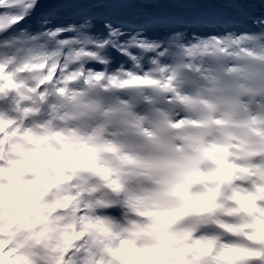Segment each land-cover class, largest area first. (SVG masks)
I'll return each instance as SVG.
<instances>
[{"label": "clouds", "instance_id": "obj_1", "mask_svg": "<svg viewBox=\"0 0 264 264\" xmlns=\"http://www.w3.org/2000/svg\"><path fill=\"white\" fill-rule=\"evenodd\" d=\"M82 2L0 0V264H264V16Z\"/></svg>", "mask_w": 264, "mask_h": 264}, {"label": "snow or ice", "instance_id": "obj_2", "mask_svg": "<svg viewBox=\"0 0 264 264\" xmlns=\"http://www.w3.org/2000/svg\"><path fill=\"white\" fill-rule=\"evenodd\" d=\"M63 2L64 0H41V3L38 5V11L40 9H56ZM168 2L208 3V2H212V0H83L81 6H87L89 3L92 4L99 3L101 7L95 8L94 9L95 11H103L109 13V15L112 18L119 19L121 16L136 12L150 16L163 15L170 11L168 10L155 11L152 10L151 6L158 3H168ZM218 2L222 3L223 5V7L220 8H223L230 14H233L238 17L247 14L264 16V0H259V3L257 2V0H218ZM99 27L103 31L108 32L111 25H106L104 21H100Z\"/></svg>", "mask_w": 264, "mask_h": 264}, {"label": "rangeland", "instance_id": "obj_3", "mask_svg": "<svg viewBox=\"0 0 264 264\" xmlns=\"http://www.w3.org/2000/svg\"><path fill=\"white\" fill-rule=\"evenodd\" d=\"M258 1V0H257ZM194 4L195 3H189V2H186V5H187V7H189L190 9H194ZM184 5V4H183ZM154 6V7H153ZM153 6H151L152 7V9L153 8H157V9H159V8H166V9H182L183 7H182V5L180 4V2L179 3H174V2H168V3H158V4H155V5H153ZM181 11H183V10H181Z\"/></svg>", "mask_w": 264, "mask_h": 264}, {"label": "bare ground", "instance_id": "obj_4", "mask_svg": "<svg viewBox=\"0 0 264 264\" xmlns=\"http://www.w3.org/2000/svg\"><path fill=\"white\" fill-rule=\"evenodd\" d=\"M210 6L212 7L211 9L223 7L222 5H218L217 3L213 1L211 2ZM188 12H190V10Z\"/></svg>", "mask_w": 264, "mask_h": 264}]
</instances>
